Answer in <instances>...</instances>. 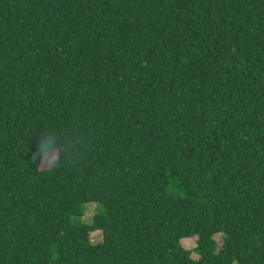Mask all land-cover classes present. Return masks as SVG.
<instances>
[{"label":"trees","instance_id":"16d2710c","mask_svg":"<svg viewBox=\"0 0 264 264\" xmlns=\"http://www.w3.org/2000/svg\"><path fill=\"white\" fill-rule=\"evenodd\" d=\"M0 264H264V0H0Z\"/></svg>","mask_w":264,"mask_h":264},{"label":"rangeland","instance_id":"374dc122","mask_svg":"<svg viewBox=\"0 0 264 264\" xmlns=\"http://www.w3.org/2000/svg\"><path fill=\"white\" fill-rule=\"evenodd\" d=\"M168 189H169L170 192H172L175 195L182 194L181 188L176 183H174L173 181L171 182V184H170ZM96 208H97V204L96 203H93V202L86 203L84 205L82 216L80 218H75V221L88 223L90 221L92 215L95 213ZM220 237H221L220 233L214 235V238L216 240H219ZM90 239H91V241L93 243L100 242L101 241V233H100V231L99 230L92 231L90 233ZM180 243L182 244V246L184 248L190 250L191 255L193 257L197 256L196 251L194 249V246H195L194 237H183V238L180 239Z\"/></svg>","mask_w":264,"mask_h":264}]
</instances>
